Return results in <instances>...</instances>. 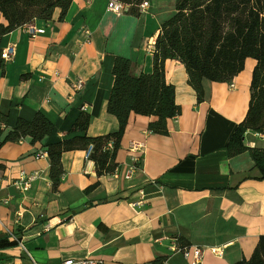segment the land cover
I'll return each mask as SVG.
<instances>
[{"label": "crops", "instance_id": "crops-1", "mask_svg": "<svg viewBox=\"0 0 264 264\" xmlns=\"http://www.w3.org/2000/svg\"><path fill=\"white\" fill-rule=\"evenodd\" d=\"M110 1L73 0L63 19L56 11L50 22L29 24L43 34L32 37L21 27L0 40V113L7 124H0V143L18 120L37 113L54 127L41 143L25 138L0 147V236L24 247L0 251V264H192L197 249L201 264L249 260L264 236V180L248 153L230 158L226 147L249 108L252 59L230 83L203 81L200 104L185 68L167 61L166 82L181 109L167 122L168 135L148 130L156 118L132 114L113 174L98 178L85 151L64 153L53 190L48 157L37 155L78 136L70 131L82 112L90 116L89 137L117 131L107 113L114 61H131L134 75L151 74L159 29L175 14L176 0H146L138 16L127 7L117 17ZM0 24L6 25L1 13ZM9 46L15 55L4 62ZM245 146L264 149V138L248 133ZM21 172L36 174L26 193L13 186Z\"/></svg>", "mask_w": 264, "mask_h": 264}, {"label": "trees", "instance_id": "trees-1", "mask_svg": "<svg viewBox=\"0 0 264 264\" xmlns=\"http://www.w3.org/2000/svg\"><path fill=\"white\" fill-rule=\"evenodd\" d=\"M72 1L0 0V13L6 22V25L0 24V40L35 21L50 22L56 11L60 12V20L63 19ZM145 1L119 2L129 7V14L138 16ZM153 49V70L149 75H134V66L128 59L117 57L114 61L107 113L118 121L115 133L89 137L90 116L82 112L70 131L78 136L46 147L54 191L61 183L64 153L86 152L92 147L89 160L94 163L97 177L113 174L117 167L116 154L132 114L156 118L148 130L154 135H168L167 122L179 117L181 109L175 103L174 87L166 82L164 65L167 61L179 62L185 68L187 83L199 104L204 101L203 81L230 83L243 72L246 60L256 62L246 117L236 128L226 150L230 158L248 153L260 179L264 180V149L245 146L248 133L264 136V0H176L175 14L161 25ZM0 124L7 125L1 113ZM53 131L51 122L37 113L30 122L18 120L0 147L25 138H30L32 144L41 143ZM2 134L0 130V138ZM96 186L97 183L86 192ZM16 245L7 236H0V251ZM164 262L156 259L151 264ZM236 264H264V236L260 237L251 258Z\"/></svg>", "mask_w": 264, "mask_h": 264}, {"label": "built area", "instance_id": "built-area-1", "mask_svg": "<svg viewBox=\"0 0 264 264\" xmlns=\"http://www.w3.org/2000/svg\"><path fill=\"white\" fill-rule=\"evenodd\" d=\"M85 1H86V3H89L90 0H85ZM126 8H127L126 5H124L123 3L119 2V1H115V0H111L108 4V10L110 12H112L117 17L122 16L124 14ZM146 8H147V3L144 2L140 6V10H144ZM24 28L26 29L28 34L32 37L36 36V35H41L44 33V31L36 30L32 25L24 26ZM14 55H15L14 47L9 46L2 52V60L4 62H9L14 58ZM82 88H83L82 82H76L72 86V89L75 92L81 91ZM231 88H233V86H231ZM257 136L264 138V136H261V135H257ZM108 148L111 149V145H109ZM136 148H137V146L133 145L131 150L135 151ZM91 153H92V147H89L88 150L85 152V159L86 160H89ZM46 156H47V154L42 152V153H39L37 155V158H45ZM35 179H36V174H34L32 176H27L24 172H21L18 179L14 182L13 186L19 192L26 193L30 189V185ZM11 241L16 242L20 246V248L22 250H24L23 245L20 242H18L15 237H11ZM181 251H184V250H181ZM211 252L217 256L221 255V252H219V250H217V249H211ZM185 257H187V254H185ZM201 259H202V250H199V249L195 250L192 264H201ZM61 264H104V263L101 261H97V260L86 259V260H82V261L66 260V261L62 262Z\"/></svg>", "mask_w": 264, "mask_h": 264}]
</instances>
